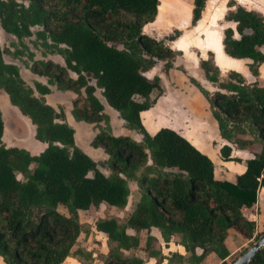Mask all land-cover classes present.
Here are the masks:
<instances>
[{"label":"trees","instance_id":"trees-1","mask_svg":"<svg viewBox=\"0 0 264 264\" xmlns=\"http://www.w3.org/2000/svg\"><path fill=\"white\" fill-rule=\"evenodd\" d=\"M17 1L0 0L2 29L22 38L30 35L31 26H41L40 36L57 47L64 46L58 50L64 66L50 60L35 61L31 70L59 90L77 95L72 110L76 121L105 125L92 146L107 154L110 174L101 172L97 162L76 145L74 129L64 121L63 110L57 112L34 96L19 68L4 60L0 45V89L36 126V138L48 144L38 156L7 148L2 141L0 110V256L6 264H62L81 233L78 211L101 204L125 208L129 180L137 181L143 195L126 223L115 218H100L95 223L96 230L115 244L104 264H145L123 251L139 248L138 233H150L152 228H158L164 239L179 234L196 261L192 264L201 263L210 253L222 264H231L226 244L231 229L252 244L259 239L255 222L242 210L254 206L259 190L264 189V87L248 83L235 71L221 81L212 52L199 66L206 80L218 89L211 93L189 77L207 100L224 140L250 151L255 143L261 145V150L245 161L246 171L235 182L217 180L214 162L185 137L170 128L151 135L141 120V113L153 108L165 94L160 77L150 80L144 73L157 60L169 71L178 56L144 33L158 18L160 0H27V6ZM207 1H193L191 27L201 19ZM234 5L229 2L225 19L236 23L240 38L232 28L224 29V52L235 59L252 60L250 71L258 76V67L264 62V16L240 5L233 9ZM176 35L180 37V30ZM37 88L42 94L50 92L46 87ZM97 89L127 127L142 135L140 142L107 132L109 116L95 94ZM58 119L63 122H56ZM231 151L227 145L220 149L224 159L237 161L230 157ZM174 169L176 172L171 171ZM59 206L67 209V215ZM127 229L137 234L129 235ZM150 237L148 255L162 262L166 257L150 246ZM167 259L169 264L189 261L178 253ZM250 264H264V247Z\"/></svg>","mask_w":264,"mask_h":264},{"label":"crops","instance_id":"crops-1","mask_svg":"<svg viewBox=\"0 0 264 264\" xmlns=\"http://www.w3.org/2000/svg\"><path fill=\"white\" fill-rule=\"evenodd\" d=\"M193 1L194 0H192L191 3V11L193 7ZM231 1H233L235 4L232 7L233 9H235L237 5H240L248 10L256 11L257 13L264 16V0H208L206 3V7L202 13L201 19L195 26L191 27L189 30L191 32L189 34V41L191 40L192 44L189 45L188 50L192 47L199 48L200 56L197 58V62L195 60V63L197 64L201 59H207L208 52H212L213 61L219 68L220 75L221 72L226 71L229 73L230 71H235L244 76L248 83L257 82L260 86L264 87V62L261 63L258 67V76H254L249 68V65L253 63L252 60L235 59L228 56L224 52V29L228 27L232 28L234 30V36L236 38H240L239 34L236 31V23L225 19V15L229 10V2ZM201 22H203V25L201 24ZM205 29L211 30L210 32L216 35L215 38L218 37V43L213 44L210 42L209 44L208 36H211V34L210 32H208L209 35L207 36ZM176 43L177 42H175L171 46V49L182 52L183 49L176 47ZM261 50L262 52H264V48H262ZM53 60L60 66L65 65L64 59L59 53H57L56 57ZM234 63L235 66H230V64ZM153 68L154 67L150 68L144 73V75L150 80H153L152 78H154V76L156 75L153 72ZM184 69L187 71V68ZM169 71L171 75L172 72L176 70L172 68ZM20 74L27 86H29L34 91L35 97L42 99L47 105L53 107L57 112L63 110L65 116L64 121L74 129V138L76 145L84 153L89 155L95 162H97V164L103 162L104 160H106L107 162L108 156L104 152V150L101 148L93 147L91 143L96 135L100 132V129L104 127V124H88L84 121L79 122L74 119L72 114L73 101L75 100L77 95L72 91L59 90L56 85L49 84L45 76L33 73L31 67L22 71L20 70ZM163 74L164 73L157 74V76L160 77V79L162 80V85L165 87V89H167L166 94L158 99L156 105L153 108L141 113V120L146 130L151 135L156 134L161 128H170L175 130L177 133L185 137L191 144L197 147L202 153L206 154L214 162V176L217 180L235 182L237 176L243 174L246 171L245 161L253 158L255 153H258L261 150V145L259 143H255L253 146V151H250L248 149L239 148L237 144L224 140L219 133L216 120L211 115L207 100L202 95V93L190 82V80L186 77V81H183L181 77L172 75V78L174 77L176 78V80L172 82V85L174 87L169 89L166 86L165 81H163L162 79ZM181 74L185 75L184 73ZM70 75L71 77L76 78V74L70 73ZM202 82L209 86V88L208 86H206L207 88H205L204 86L203 87L211 93L218 89L213 83L206 80L205 76ZM37 85L41 88H48L50 92L48 94H42L41 90L37 88ZM171 90L184 92L183 101L181 102V109L174 106L172 102L174 97L173 95H171ZM95 94L100 99V101L104 98L102 96L101 89H97ZM200 103L201 105H198ZM104 107L106 114H108L109 116L110 130L108 133L110 135L116 137L129 136L138 142L142 140V135L134 130L129 129L126 125V122L122 119V117L116 110H114L108 104L104 105ZM15 108L19 112H21L17 107ZM20 114L21 116L15 117V122L13 123L14 129L11 131L12 134L9 135L10 129L6 124L5 114L2 111L4 120V135L2 141L4 144L6 143L5 146L7 148L17 147L28 151L32 156H38L47 148L48 144L39 141L36 138V126L32 123L28 116H25L22 113ZM180 117H182V120L180 121V123H176L175 120L179 121L178 118ZM145 120L149 122V126L152 125L154 127L153 131H151V129L148 127ZM56 122L61 123L63 121L58 119L56 120ZM225 142L231 144L232 151L230 157L236 158L237 161L226 160L222 157L220 149ZM34 167L35 164H32L30 166V169L33 170ZM100 171L106 175L104 171ZM171 171L175 172L176 170L174 169ZM20 176L21 177L19 178L22 179V175ZM60 207L61 206H59V211ZM64 209L65 213L63 214L67 215V209ZM257 211H259L260 215H255ZM86 212L87 211L83 210L78 211L79 223L81 224V226H85L86 222L82 220L81 215ZM242 213L248 220L255 222L256 233L262 234L264 232L263 188H261L258 192L257 203L250 208H244L242 210ZM91 229L94 230V246L89 245L91 235L84 234L83 229H81V233L71 250V254L62 264H104V261L110 252L109 239L105 233L96 230L95 223L94 227H91ZM151 231V235L152 237H154V239H161V231L158 228H152ZM127 233L129 235H135L136 232L133 229H127ZM232 233L234 238L245 239L236 230L231 229L229 231V235L226 239V244L230 251V257L232 256V248L229 246V239L232 236ZM176 239L177 234L172 235L170 237V240L164 244V248H158V251H160L164 257H169V253H178L186 257L188 255V252L185 250L184 246L181 243L175 241ZM124 252L128 253L129 251L124 250ZM135 256L142 259L145 264H158L155 258L146 257L144 253L135 254ZM209 261L217 264V255L215 253L208 254L201 264H209ZM0 264H6L1 256ZM160 264H169V261L167 260V258H165Z\"/></svg>","mask_w":264,"mask_h":264},{"label":"rangeland","instance_id":"rangeland-1","mask_svg":"<svg viewBox=\"0 0 264 264\" xmlns=\"http://www.w3.org/2000/svg\"><path fill=\"white\" fill-rule=\"evenodd\" d=\"M189 1H190L189 2L190 4H189V12L187 13V15H188L187 19H186V17H183V15L177 16V14L172 13L171 17L173 18V20L177 19L178 22L176 21L175 23L173 22L171 25L165 26L166 24L161 21L160 22L161 27L165 26V29L163 31L158 30V28L155 26L154 23H152L149 26H146L144 29L145 34L151 36L152 38H154L158 41H162L165 46L172 48L171 46L175 42H177L176 47L183 49V50L181 49L182 52L173 49L174 51H176L178 53V56L176 57V60H175L174 65H173V68L176 71H173L171 75L169 73L170 71H167L165 69V64L163 62L156 61L154 66H153L154 67L153 72L156 74L155 76H157V74L164 73L162 75V79H163V81H165L166 86L169 89L174 87L172 85V82L174 80H176V78H174V77L172 78V75L173 76L176 75V76L181 77L183 81H186V77L188 79H189V77H193L205 88H207L206 86H208L207 84L202 82V80L204 79V72L201 68H199V62H198V64L195 63V60L197 62V58L200 56L199 48L192 47L188 50L189 45L192 44V41L191 40L189 41V39H190L189 34L191 33L189 30L191 28L190 19H191V3H192V0H189ZM17 2L19 4L24 5V6H27L29 3L27 0H18ZM172 3L175 4V0H173ZM182 21H183V23H181ZM160 24H159V26H160ZM201 24L203 25V22H201ZM202 25H201V29H202ZM42 30L43 29L41 26H31L30 35H26L22 38H17L16 36H14L12 34L6 33L2 29L1 22H0V45L4 49V60L7 63H11V64L16 65L19 68V70H21V71L25 70V69H29V67H31L33 65V62H35V61H44L45 62V61L50 60V61H53L54 63H56L53 59L56 57L58 50H60V48H64V46H58L57 47L56 45H53L54 43H52L47 37L40 36L39 34L42 32ZM177 30H180V32H181L180 37H178V35H176ZM205 30H206V33L208 36L209 35L208 32H210L211 30H208V29H205ZM210 34H211V36H208L209 44H210V42L213 44L218 43V40H219L218 37L215 38L216 35H214V33H212V32H210ZM171 36H175L176 39L171 40L170 39ZM120 47L122 48L121 45H120ZM56 64H58V63H56ZM230 66H235V63L230 64ZM184 68H187V71ZM70 73H72V72H70ZM181 73H184L185 75H183ZM220 76H221V80L225 81L228 79V72H226V71L221 72ZM150 77H152V76H150ZM152 79H154V78H152ZM161 82H162V80H161ZM215 86L217 88V85H215ZM208 88H209V86H208ZM164 89H165V87H164ZM166 90L167 89H165V94H166ZM171 95H173V97H174V99L172 100L174 106L181 109L182 108L181 102L183 101L184 92H181V91L178 92L176 90H171ZM198 105H201V103ZM0 108L3 111V113L5 114L6 124L8 125V128L10 129L9 135H11L12 134L11 131L14 129L13 123L15 122V120L13 121V118H15L17 116H21V114H20L21 112H19L15 108V106H13L9 102L8 95L1 89H0ZM13 110H15V111H13ZM178 119H179V121L175 120L176 123L177 122L180 123V121L182 120V117H180ZM109 126H110V122H109ZM104 127H105V125H104ZM151 127H153V126L151 125ZM109 130H110V127L107 128V132H109ZM153 130L154 129H151V131H153ZM4 145H6V143ZM98 168H99V170L104 171L106 173V175L110 174V169L107 165L106 160L99 163ZM18 176L21 177L20 175H18ZM129 188H130V196L128 199V204L126 205L125 208H113V207H109V206L102 204L98 207L91 208L89 211H87L86 213H83L81 215L82 220H84V222H86L85 226H82L83 233L87 234V235H91L90 236L91 237L90 243H89L90 246L91 245L94 246L93 245L94 244V230H92L91 227H94V223H96V221L98 219L110 218V217L114 218L115 217L116 220L120 224L123 225L126 223L128 216L131 214V212L135 208L136 204L141 200L142 195H143L141 188L139 187L137 181L129 180ZM64 208L65 207H63V206L60 207V211L62 213H65ZM257 214H259V211H257L255 213V215H257ZM151 232L148 233L147 231L144 230V231H141L140 233H138V236L140 237V247L137 249H134V250H130L128 253H125L123 251V254L125 256H128V257H133V256H135V254H139V253L143 254L144 253L146 257H150L148 255V251L146 250L149 236H151L150 237L151 238L150 239V246L152 248H154L155 250H158V248L163 249L164 244L170 240V237L164 239V237L161 233V235H160L161 239L156 240V239H154V237H152ZM136 234L137 233H135V235ZM175 241L179 242L181 244L183 243V239L179 234H177V239ZM252 242L249 240H245V239L234 238L233 233H232V236L229 239V246L232 248V256L228 258L227 262L232 264L235 259H237L242 253H244L246 251V249L249 246H251ZM109 246H110V250H111V249H113L115 244L110 242ZM201 252H202L201 250L197 249L198 255L201 254ZM169 254H171V253H169ZM169 257H170V255H169ZM169 257H166V258H169ZM186 258L189 260L187 262V264L188 263L192 264L193 262L196 263V261L192 258L191 253L188 252V255L186 256ZM160 263L161 262H159L158 264H160ZM201 263H202V261H201ZM201 263L199 262L197 264H201ZM208 263L214 264L212 261H209ZM217 264H222V261L218 257H217Z\"/></svg>","mask_w":264,"mask_h":264},{"label":"bare ground","instance_id":"bare-ground-1","mask_svg":"<svg viewBox=\"0 0 264 264\" xmlns=\"http://www.w3.org/2000/svg\"><path fill=\"white\" fill-rule=\"evenodd\" d=\"M171 1L173 2V0H160L159 15L154 22L155 26L160 31H163L165 29V26L171 25L173 22L175 23L177 21V19L173 20V18L171 17L172 13L177 14V16L183 15V17H186V19L188 17L187 13L189 12V0H175V4H173ZM161 21L166 25L161 27ZM181 23H183V21ZM145 121L148 127L150 129H153V127L149 126V122H147V120Z\"/></svg>","mask_w":264,"mask_h":264},{"label":"water","instance_id":"water-1","mask_svg":"<svg viewBox=\"0 0 264 264\" xmlns=\"http://www.w3.org/2000/svg\"><path fill=\"white\" fill-rule=\"evenodd\" d=\"M95 85V82L92 83ZM103 105H107V101L105 98L101 100ZM230 146V143L225 142L223 144ZM232 148V147H231ZM264 247V232L260 235L259 239L254 242L251 246H249L244 253H242L237 259L233 261L232 264H250L253 260L254 256ZM201 250V249H198Z\"/></svg>","mask_w":264,"mask_h":264},{"label":"flooded vegetation","instance_id":"flooded-vegetation-1","mask_svg":"<svg viewBox=\"0 0 264 264\" xmlns=\"http://www.w3.org/2000/svg\"><path fill=\"white\" fill-rule=\"evenodd\" d=\"M93 83V82H92ZM15 120V118H13V121Z\"/></svg>","mask_w":264,"mask_h":264}]
</instances>
